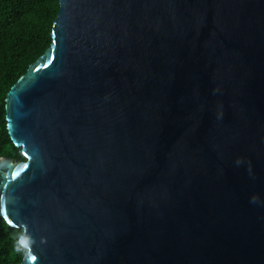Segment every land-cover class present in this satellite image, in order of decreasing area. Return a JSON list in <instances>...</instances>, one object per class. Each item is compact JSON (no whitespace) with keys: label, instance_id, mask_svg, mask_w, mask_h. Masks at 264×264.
Instances as JSON below:
<instances>
[{"label":"water","instance_id":"obj_1","mask_svg":"<svg viewBox=\"0 0 264 264\" xmlns=\"http://www.w3.org/2000/svg\"><path fill=\"white\" fill-rule=\"evenodd\" d=\"M57 3L4 98L36 264H264V0Z\"/></svg>","mask_w":264,"mask_h":264},{"label":"trees","instance_id":"obj_2","mask_svg":"<svg viewBox=\"0 0 264 264\" xmlns=\"http://www.w3.org/2000/svg\"><path fill=\"white\" fill-rule=\"evenodd\" d=\"M57 10V0H0V156L9 157L13 163L25 159L5 129V94L49 45L51 22ZM16 232L0 218V264H19L22 255L13 248Z\"/></svg>","mask_w":264,"mask_h":264},{"label":"clouds","instance_id":"obj_3","mask_svg":"<svg viewBox=\"0 0 264 264\" xmlns=\"http://www.w3.org/2000/svg\"><path fill=\"white\" fill-rule=\"evenodd\" d=\"M236 163L239 165L241 160L237 159ZM249 172L251 173V167L249 166ZM252 202H256L257 197L253 196L251 198ZM5 224L8 227L17 229V232L14 236V252L16 254H21L23 257L24 264H36L37 256L33 252V246L36 244V241L33 239L32 235L28 231L27 224H15L7 216L4 217ZM41 244L46 243V240L41 238Z\"/></svg>","mask_w":264,"mask_h":264},{"label":"snow or ice","instance_id":"obj_4","mask_svg":"<svg viewBox=\"0 0 264 264\" xmlns=\"http://www.w3.org/2000/svg\"><path fill=\"white\" fill-rule=\"evenodd\" d=\"M52 63V60L51 59H47V62L46 63H44V67H47L49 64H51ZM23 171V169H20V170H17L16 172H14L13 173V176L14 177H18L20 174H21V172ZM10 219V218H9ZM11 220V219H10Z\"/></svg>","mask_w":264,"mask_h":264}]
</instances>
